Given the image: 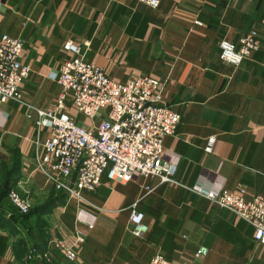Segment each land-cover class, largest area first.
<instances>
[{
	"label": "crops",
	"instance_id": "crops-1",
	"mask_svg": "<svg viewBox=\"0 0 264 264\" xmlns=\"http://www.w3.org/2000/svg\"><path fill=\"white\" fill-rule=\"evenodd\" d=\"M253 31L260 47L239 66L224 63L221 40L237 43ZM3 33L24 40L20 59L30 75L21 88L36 108L58 107L62 88L53 76L72 57L63 48L72 39L115 81L159 79L163 103L181 120L164 140L174 181L105 173L89 193L99 209L68 198L49 206L53 186L36 163L45 152L36 143L39 115L16 101L1 103L0 185L8 181L34 211L0 224V264H149L156 253L175 264H264L254 227L191 189L264 196V0H160L156 8L138 0H0ZM60 110L79 124L92 122L69 99ZM210 136L217 139L206 152ZM133 208L147 226L141 234L134 233ZM78 229L84 241L70 260L55 240L73 244ZM201 246L208 252L198 258Z\"/></svg>",
	"mask_w": 264,
	"mask_h": 264
},
{
	"label": "built area",
	"instance_id": "built-area-1",
	"mask_svg": "<svg viewBox=\"0 0 264 264\" xmlns=\"http://www.w3.org/2000/svg\"><path fill=\"white\" fill-rule=\"evenodd\" d=\"M138 1L154 8L160 4V0ZM260 45L255 31L245 34L237 43L223 39L220 58L228 65L239 66ZM23 46L24 40L20 37L0 35V104L12 100L37 111L36 143L45 152L37 156L36 163L48 184L65 192L78 207L95 210L100 207L89 198V193L101 185L106 172L119 181H129L135 174L174 181L175 167L163 158L164 140L175 132L181 114L163 103L159 79L141 74L125 82L115 81L104 68L84 57L81 41L71 39L63 48L72 57L53 76L62 88L58 107L42 110L28 104L23 97L21 85L30 75V67L20 59ZM66 99L77 113L92 120L89 126L79 124L75 116L60 110ZM44 130L49 133L42 139ZM216 139V136L208 138L206 152L213 151ZM191 189L246 220L255 229V239L264 245V196L247 198L245 188L237 192L223 186ZM8 198L20 212H29L28 198L14 189ZM131 221L135 234L147 230L143 215L135 208L131 211ZM76 235L73 244L55 240L57 249L70 260L77 258L76 245L84 241L82 230L78 229ZM207 252L201 246L196 257H203ZM149 264L175 263L156 253Z\"/></svg>",
	"mask_w": 264,
	"mask_h": 264
},
{
	"label": "trees",
	"instance_id": "trees-1",
	"mask_svg": "<svg viewBox=\"0 0 264 264\" xmlns=\"http://www.w3.org/2000/svg\"><path fill=\"white\" fill-rule=\"evenodd\" d=\"M106 175L108 176L107 172ZM11 190L12 185H10L8 181H5L0 185V224H8L13 220L21 221L22 219L29 217L31 212L34 211V208H30L29 212H22L20 214L15 213L18 209L13 204H11L8 198L9 192ZM51 193L54 198L48 201L49 206L51 203L53 204V200L61 202L67 199V194L65 192L57 190L54 187Z\"/></svg>",
	"mask_w": 264,
	"mask_h": 264
},
{
	"label": "rangeland",
	"instance_id": "rangeland-1",
	"mask_svg": "<svg viewBox=\"0 0 264 264\" xmlns=\"http://www.w3.org/2000/svg\"><path fill=\"white\" fill-rule=\"evenodd\" d=\"M89 118H87V120H88ZM91 120V119H90ZM87 126H89V124H85V127H87ZM15 190V189H14ZM16 192L20 195V196H23V195H21V193H19L17 190H16ZM24 197V196H23ZM26 198V197H25Z\"/></svg>",
	"mask_w": 264,
	"mask_h": 264
}]
</instances>
